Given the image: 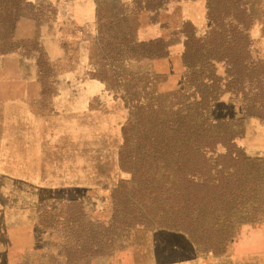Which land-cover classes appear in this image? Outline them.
Masks as SVG:
<instances>
[{
    "label": "rangeland",
    "instance_id": "1",
    "mask_svg": "<svg viewBox=\"0 0 264 264\" xmlns=\"http://www.w3.org/2000/svg\"><path fill=\"white\" fill-rule=\"evenodd\" d=\"M238 1L252 18L242 28L250 39L245 72L257 73L264 85V0ZM186 23L196 37L206 35L208 0H0V126L7 125L3 105L24 106L38 119L33 137L39 143L30 168L13 162L0 169V264H237L252 254L256 264L264 263V246L245 247L241 240L245 226L264 233V169L261 176L252 162L246 163L249 180L261 177L263 185L208 199L190 234L175 228L180 211L173 199L130 203L141 223L124 230L114 217L126 205L116 190H160L124 187L131 173L121 168L120 152L126 140L130 149L138 142L141 108L159 109L156 92L185 90ZM174 37L180 40L165 56L141 58L142 50L152 54L158 42ZM225 71L219 65L218 73L225 77ZM249 85H239L238 99L227 95L213 103L209 118L242 121L245 157L264 160V121L248 118L241 98ZM0 140L2 147L6 141L10 150L18 148L17 140ZM210 155L216 176L220 166ZM92 223L117 227L91 236L92 248L103 247V254L79 251L70 259L75 242L90 237ZM170 237L180 238L188 252L168 255L164 243Z\"/></svg>",
    "mask_w": 264,
    "mask_h": 264
},
{
    "label": "trees",
    "instance_id": "2",
    "mask_svg": "<svg viewBox=\"0 0 264 264\" xmlns=\"http://www.w3.org/2000/svg\"><path fill=\"white\" fill-rule=\"evenodd\" d=\"M240 2L208 0L211 27L203 37H196L191 25L185 24L188 28L184 30L186 40L182 54L187 70L185 90L167 94L156 92L155 102L159 109L152 111L141 108L140 125L136 128L138 142L130 144V149L126 140L120 152L121 168L131 173L130 182L122 181L121 184L124 187L142 186V189L160 190L155 194H137L136 189H118L114 192L121 193L126 201L123 213H114L121 230L141 223L138 221L139 215L134 213L135 209H129L130 203L138 205L137 202H147L153 197L154 203L173 199L180 211L175 228L189 233V228L199 227L208 199L228 197L230 190L238 187L244 188L245 194L248 189L263 185L261 177L253 181L248 177L250 173L246 163H254L259 168L257 173L263 176L264 160L247 158L240 148L239 140L244 136L241 128L243 122L212 121L209 118L213 103L227 95L230 100L238 99L239 85L249 81V91L242 93L241 97L246 116L264 121V85L257 73L253 76L245 72L244 60L250 39L242 28L249 26L252 18L242 9ZM131 21V34L135 37L138 18L134 16ZM179 40L180 37H174L168 43L158 42L152 54L147 53L143 46L145 50L141 51V58L165 56L167 48ZM134 48L139 51L137 47ZM221 64L226 66L225 77L218 73ZM253 77L257 78L258 84H255ZM130 121L136 123L134 113ZM124 134L127 139L126 128ZM219 147H223L224 152L218 153ZM209 154L216 155V168L220 166L216 176L210 172L212 167L209 162L214 156ZM169 189L177 190L170 192ZM146 207L149 208L148 205ZM139 211L143 213V210ZM114 227L117 228L115 225L105 228L102 224L92 223L90 237H85L86 241L75 242L69 258L72 259L79 251L83 256L89 254L90 257L92 253L102 255L103 247L98 248L97 245L92 248L91 236H103L106 230Z\"/></svg>",
    "mask_w": 264,
    "mask_h": 264
},
{
    "label": "bare ground",
    "instance_id": "3",
    "mask_svg": "<svg viewBox=\"0 0 264 264\" xmlns=\"http://www.w3.org/2000/svg\"><path fill=\"white\" fill-rule=\"evenodd\" d=\"M10 91V85L8 88ZM7 91V92H8ZM23 108V109H22ZM2 112L6 113V124L1 123L0 126V139L5 136L7 141L17 140L18 148L16 150H10L8 148V143L5 141V145L2 147L0 142L1 154H0V169H10V163L20 162L25 166L31 167L34 161L38 158V141L33 137L34 130L37 129L38 124L37 118H32L26 111L24 106L19 104L7 103L3 105ZM22 114L21 118H18L19 114ZM33 124V126H31ZM9 139V140H8ZM1 141V140H0ZM32 153V156H31ZM264 246V242L261 238L254 239L248 243V245L253 246L256 243ZM165 247L167 253L170 256H181L188 252L187 245L180 239L175 237H170V239L165 240Z\"/></svg>",
    "mask_w": 264,
    "mask_h": 264
},
{
    "label": "crops",
    "instance_id": "4",
    "mask_svg": "<svg viewBox=\"0 0 264 264\" xmlns=\"http://www.w3.org/2000/svg\"><path fill=\"white\" fill-rule=\"evenodd\" d=\"M43 1H45V2H47V1L51 2V0H43ZM56 1H58V0H56ZM161 1H165L166 2L168 0H161ZM243 113L241 114V117L244 116ZM242 229H243V233H241V235H242L241 236V240H242V242L245 243L244 244L245 247H250V245H248V243L250 241L254 240V239L261 238L262 241L264 242V233H263V231L260 232V233L259 232H256V230L259 229V228L255 227V226H245ZM239 258H241V259H238L237 260V264H256L255 263V258L253 257V254H252V256L246 255V256H240Z\"/></svg>",
    "mask_w": 264,
    "mask_h": 264
}]
</instances>
